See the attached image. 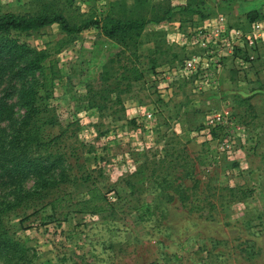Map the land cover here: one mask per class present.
<instances>
[{
    "label": "rangeland",
    "instance_id": "rangeland-1",
    "mask_svg": "<svg viewBox=\"0 0 264 264\" xmlns=\"http://www.w3.org/2000/svg\"><path fill=\"white\" fill-rule=\"evenodd\" d=\"M46 2L71 23L107 13L146 14L147 19L151 5L159 13L171 11V19L160 22L172 27L182 24L180 19L200 25L217 14L201 11V0L192 5L189 0H0V14L31 13ZM253 12L254 20L264 19V9ZM225 15L233 26L250 23ZM163 37L164 32H145L136 55H129L93 26L66 35L53 23L20 35L29 46L49 51L55 70L47 59L42 70L24 78L4 71L0 98L12 114L0 125L6 129L25 114L19 90L37 88L43 135L59 134V151L52 147L62 155L54 171L56 178L64 177L57 191H71L75 202L87 198L85 192L93 184L107 195L108 203L99 211L74 212L72 206L52 215L49 205L35 201L2 212L0 241L23 251L10 255L13 262L264 264V44L248 69L226 63L229 73L257 89L251 111L242 113L237 108L250 97L236 105L218 95L219 85L196 93L192 81H179L170 90L164 84L161 91V81L154 77L187 54L182 47L174 50ZM168 54L175 56L170 63ZM142 56L148 58L146 63L139 60ZM225 101L231 131L240 133L233 158L200 135L206 115L223 108ZM149 111L152 120L145 119ZM186 121L190 126L183 124ZM32 184L29 177L23 187ZM11 189H0L1 208L12 198ZM146 204L152 215L138 220Z\"/></svg>",
    "mask_w": 264,
    "mask_h": 264
},
{
    "label": "trees",
    "instance_id": "trees-1",
    "mask_svg": "<svg viewBox=\"0 0 264 264\" xmlns=\"http://www.w3.org/2000/svg\"><path fill=\"white\" fill-rule=\"evenodd\" d=\"M193 2L194 0H189V4L192 5ZM196 10L198 11V9ZM170 12L165 10L159 13L151 5L147 10L149 16L147 19L146 14L135 17L125 12L126 14L121 15L124 17L107 13L99 19L71 23L64 12L46 2L31 13L7 12L0 14V80L4 71H8L9 75L13 77L17 75L24 78L26 75H31L42 70L43 62L47 59H49L52 72L55 70L56 61L54 58H50L49 51L29 46L20 39L22 33L40 30L53 23L58 24L66 35L76 34L93 26L106 37L117 42L125 53L136 55L140 35L147 21L160 22L171 19ZM152 14L154 15L151 16ZM252 14H254L253 11L247 13L248 22L255 19ZM179 22L196 25L190 19H180ZM22 88L19 90L17 98L19 105L25 109V114L15 121V125H9L6 129L0 125V189L12 188V198L5 201L2 208L0 207V222L2 212L35 201L43 202L41 207L49 205L52 215L55 214L56 209L61 207L71 208L73 206L74 212H92L104 209L108 203L107 195L93 184L85 192L88 197L75 202L70 197L71 191L65 189L57 191L63 175L60 174L59 178H56L57 175L54 176V171L62 161V155L53 152L52 147L57 146L59 134L45 138L38 122V115L43 109L41 103L38 102V90L33 87ZM11 114L12 109L0 98V121L6 117L11 118ZM56 151H59L58 146ZM29 177L33 178V184L30 188L25 189L23 183ZM33 209L34 212L38 210L35 207ZM141 213L138 215V220L144 221L150 218L152 215L151 206L144 205ZM144 215L147 216L146 219ZM3 241H0V257L4 258L3 264H17L13 262L10 255L14 252L18 255L19 249L12 246L9 241ZM21 252L23 253V251ZM22 263L23 261H21Z\"/></svg>",
    "mask_w": 264,
    "mask_h": 264
},
{
    "label": "built area",
    "instance_id": "built-area-1",
    "mask_svg": "<svg viewBox=\"0 0 264 264\" xmlns=\"http://www.w3.org/2000/svg\"><path fill=\"white\" fill-rule=\"evenodd\" d=\"M178 42L187 54L154 80L161 81L159 86L165 84L168 90L179 81H192V91L196 93L217 89L218 76L227 62L232 61L238 70L244 71L257 58L256 52L264 44V19L253 20L246 27L233 26L225 14L217 13L200 25L184 27ZM166 87H161V91ZM145 119L152 120L153 113L146 112ZM231 125L230 105L225 101L223 108L206 115L200 128L204 140L217 145L228 158H233L236 138L240 134L231 131ZM216 129H221L222 134L215 136Z\"/></svg>",
    "mask_w": 264,
    "mask_h": 264
},
{
    "label": "crops",
    "instance_id": "crops-1",
    "mask_svg": "<svg viewBox=\"0 0 264 264\" xmlns=\"http://www.w3.org/2000/svg\"><path fill=\"white\" fill-rule=\"evenodd\" d=\"M201 1H204V4L201 5L200 7L201 11H204L207 14H209V12L220 13L219 11H221L223 14L225 13L229 15L231 18H235V19L237 18L244 19L246 18L247 13H249L250 11H256V10L258 11L260 9H264V0H201ZM177 24L178 25L176 27L174 26L172 27L166 22L154 23L152 21H149L145 24L140 36L142 38L145 32H151V31L164 32L165 37H167L170 40L169 45L170 46L174 45L173 46L174 50H179L180 45L178 44L179 43L178 39L180 36V30L182 31L184 30V25H181L179 23ZM171 41L174 42L175 44H173ZM147 59L148 58H146L145 56L139 58V60H141L144 63H146ZM173 59H175L174 55L168 54L167 63H170V61H172ZM158 62L160 63L159 60H157V63ZM224 68L225 69H223L220 75L218 76L219 89H221V92H219L218 95L231 98L234 101V104L236 105L241 103V99L250 97L248 99L249 102L243 103L242 106L237 109H239V111H241L242 113L251 111L252 105L250 101L258 96L254 94V92H256L257 89L252 90L250 87H247L248 84L245 85V81L243 79H241L240 77H235L233 75L234 74L233 72L229 73V71L226 69V65L224 66ZM183 124H185L186 126H190V123L187 121L184 122Z\"/></svg>",
    "mask_w": 264,
    "mask_h": 264
}]
</instances>
